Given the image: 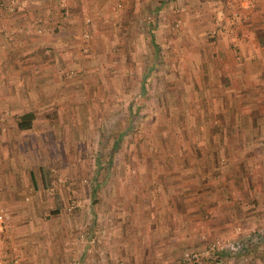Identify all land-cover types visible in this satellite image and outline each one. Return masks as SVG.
<instances>
[{
	"label": "rangeland",
	"instance_id": "rangeland-1",
	"mask_svg": "<svg viewBox=\"0 0 264 264\" xmlns=\"http://www.w3.org/2000/svg\"><path fill=\"white\" fill-rule=\"evenodd\" d=\"M11 1L2 3L0 19L7 23L17 12L15 29L36 41L30 53L43 66L55 63L57 80H80V153H68L65 170L45 171L41 211L47 216L34 224L68 227L69 234L58 231L52 239L64 264H179L182 251L210 237L212 209L187 205L196 172L190 162L209 142L205 131L220 129L221 113L212 124L218 107L211 99L227 78L224 66L243 61L231 41L232 57L213 56L219 34L211 25L222 30L227 21L234 27L242 18L251 21L246 10L253 0ZM243 6L245 16H231ZM261 23L256 32L264 31ZM6 28L5 37L16 31ZM32 91L24 97L36 98L39 91ZM258 135L252 141L264 152V132ZM213 140L217 155L209 161L224 167L231 156L220 138ZM10 222L9 213L2 239L8 264L18 257L6 243ZM40 237L33 243L43 255L52 237ZM260 248L258 263L264 261Z\"/></svg>",
	"mask_w": 264,
	"mask_h": 264
},
{
	"label": "crops",
	"instance_id": "crops-1",
	"mask_svg": "<svg viewBox=\"0 0 264 264\" xmlns=\"http://www.w3.org/2000/svg\"><path fill=\"white\" fill-rule=\"evenodd\" d=\"M98 1H104L102 5H105L108 0ZM253 2L252 10H246L243 6L241 14L237 15V18L245 16L243 10L251 12L254 15L251 21L247 17L242 18L236 21L235 27L224 21L225 28L222 26V30L215 28V23L211 25V30L219 34L213 56L232 57L228 48L231 41L236 43L239 48L237 53L243 61L231 63L232 67L224 66V75L227 76L224 81L228 82L218 84L219 94H212L211 99V105L218 107L212 113V124L217 125L212 117L216 118L218 112L219 115L221 113V120L218 121L220 129L214 131L212 127L205 131L209 142H205L204 151L202 149L197 153L201 154L196 157L198 160L194 158V163L190 162L196 172L188 183L193 192H190L188 207L192 205L197 212L205 207L212 209L209 210L211 213L207 224L209 239L218 236L223 239L224 245L227 242L238 244L233 252L218 249L215 257L236 264L256 262L260 247L264 246V152L259 151L252 141L254 136L258 137L260 132H264V31H255L260 21L264 23V0ZM2 3L5 5L8 0H0V8ZM228 9L231 7L227 6ZM17 16L16 12L7 23L1 18L0 27L16 30L15 27L20 24ZM249 25L252 28H248ZM238 27L236 34L234 30ZM1 28L0 123L5 129L0 125V205L11 215L7 246L14 256L18 254L9 264H64L62 259H58L59 245L52 239L58 231L63 235L69 234L68 227H45L34 222H37L40 214L47 216L46 212L41 211L47 184L45 171L53 167L65 170L63 166L66 167L68 153H80V116L76 110L80 107V80H57L55 63L49 61L43 66L34 53H30L33 50L30 46L36 44L35 40L18 30L5 37L1 34ZM1 42L6 45V53ZM26 45V52H29L22 61L21 51H25L23 48ZM32 89L39 91L36 98ZM27 90L30 95L34 92V95L24 97ZM26 111H31L32 117L28 126L20 128L17 119ZM259 127H263L262 130ZM216 137L225 144L224 154L228 151L231 156L224 158L227 164L221 168L216 162L212 166L213 162L209 161L211 154L213 159L217 155L213 147ZM201 203L203 205L199 206ZM55 215L58 217L57 212L48 214L49 221H53ZM154 215L159 217V214ZM197 215H191V219ZM173 222L175 226L178 225ZM234 225H240L242 229L235 231ZM249 230L252 234L246 236L245 231ZM44 235L52 237L51 244L43 252L45 254L38 255V243L33 242Z\"/></svg>",
	"mask_w": 264,
	"mask_h": 264
},
{
	"label": "built area",
	"instance_id": "built-area-1",
	"mask_svg": "<svg viewBox=\"0 0 264 264\" xmlns=\"http://www.w3.org/2000/svg\"><path fill=\"white\" fill-rule=\"evenodd\" d=\"M14 0L11 2L13 3ZM17 2V0H16ZM240 14L238 11H233L231 16ZM37 31H40L38 28ZM9 221V213L7 210L0 205V264H7V251L2 247V239L5 236L7 223ZM233 229L235 231H240L242 227L240 225H234ZM252 234V231H245V235ZM227 245V246H226ZM224 245L223 239L221 237H211L205 240L204 244L200 248H190L182 251L179 257V264H236L228 260L220 259L215 257V251L218 249H227L231 252L236 251L238 248L237 243H228ZM248 264H264L250 261Z\"/></svg>",
	"mask_w": 264,
	"mask_h": 264
},
{
	"label": "trees",
	"instance_id": "trees-1",
	"mask_svg": "<svg viewBox=\"0 0 264 264\" xmlns=\"http://www.w3.org/2000/svg\"><path fill=\"white\" fill-rule=\"evenodd\" d=\"M32 117L31 111L21 113L17 119V125L20 128H24L29 125V120Z\"/></svg>",
	"mask_w": 264,
	"mask_h": 264
}]
</instances>
